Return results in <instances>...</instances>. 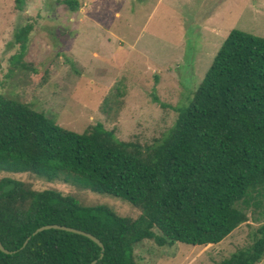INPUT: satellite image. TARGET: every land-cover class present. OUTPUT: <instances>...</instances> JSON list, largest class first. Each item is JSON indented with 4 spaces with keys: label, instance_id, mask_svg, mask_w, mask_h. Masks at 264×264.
Returning a JSON list of instances; mask_svg holds the SVG:
<instances>
[{
    "label": "trees",
    "instance_id": "16d2710c",
    "mask_svg": "<svg viewBox=\"0 0 264 264\" xmlns=\"http://www.w3.org/2000/svg\"><path fill=\"white\" fill-rule=\"evenodd\" d=\"M27 0H15L23 10ZM75 11L76 0H63ZM31 25L17 32L21 51ZM21 56L12 57V65ZM155 101L159 100L155 97ZM111 100L105 101L109 109ZM151 144L122 141L101 123L82 133L18 99L0 95V172L30 173L128 201L121 217L57 190L0 179V264H139L136 244H219L242 224L264 220V38L232 30L190 104ZM59 225L98 238L60 229ZM28 243L24 246L26 240ZM264 223L252 242L219 264H259Z\"/></svg>",
    "mask_w": 264,
    "mask_h": 264
},
{
    "label": "rangeland",
    "instance_id": "374dc122",
    "mask_svg": "<svg viewBox=\"0 0 264 264\" xmlns=\"http://www.w3.org/2000/svg\"><path fill=\"white\" fill-rule=\"evenodd\" d=\"M0 0V95L82 133L101 123L122 141L151 144L174 126L232 30L264 38V0ZM31 25L25 50L16 40ZM21 56L12 65V57ZM155 97L159 102L155 101ZM111 103L109 109L105 101ZM38 191L57 190L121 217L141 211L121 198L30 173L0 172ZM263 219L219 244L135 245L139 264H219L252 242ZM264 264V259L259 263Z\"/></svg>",
    "mask_w": 264,
    "mask_h": 264
},
{
    "label": "water",
    "instance_id": "95a60500",
    "mask_svg": "<svg viewBox=\"0 0 264 264\" xmlns=\"http://www.w3.org/2000/svg\"><path fill=\"white\" fill-rule=\"evenodd\" d=\"M47 229H60V230H66V231H69V232H73V233H77V234H81V235H84L88 238H90L91 240H93L95 243H97L101 249H102V252H101V256L100 258H103L104 256V251H105V248L102 244V242L96 238L95 236L89 234V233H86V232H83V231H80V230H76V229H73V228H69V227H65V226H59V225H48V226H43V227H40L38 228L33 234H37L41 231H44V230H47ZM30 237L26 240V242L24 243V246L28 243ZM0 250L5 253V254H13L14 252H11L9 250H7L3 245L2 243L0 242ZM97 263V260H94L93 262H91L90 264H96Z\"/></svg>",
    "mask_w": 264,
    "mask_h": 264
}]
</instances>
